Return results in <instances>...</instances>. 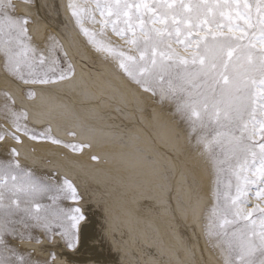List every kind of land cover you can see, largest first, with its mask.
Segmentation results:
<instances>
[{
  "label": "rangeland",
  "instance_id": "rangeland-1",
  "mask_svg": "<svg viewBox=\"0 0 264 264\" xmlns=\"http://www.w3.org/2000/svg\"><path fill=\"white\" fill-rule=\"evenodd\" d=\"M56 2L61 22L49 18L39 31L32 33L30 27L34 18L27 9L36 10L38 1L5 0L6 4L13 5L9 9L11 16L29 21L25 25L27 31L19 36L17 43L28 50L30 59L17 70L11 64L6 67L5 58L0 53V166L5 170L4 186L0 187L4 207L0 209V214L12 212V219L19 221L14 225L15 234L4 237L5 245L11 250L5 251L4 256L11 264H108L110 261L109 264H226L228 244L235 238L233 234L239 236L248 231L253 227L252 220L257 221L255 228L259 231V210L253 211L264 209V199L256 194L264 188L258 171L259 126L250 139H247L248 132L252 130L250 116L244 120L248 132H242L243 125L234 129L237 137L244 135L249 145H255L251 150H240L230 137L217 135L223 130L217 125L214 110L205 114L201 109V118L197 119L190 112L178 110V105L187 99L185 93L177 92L174 98H162L158 86L154 85L156 95H153L135 83L119 67L121 58L115 53L123 52L137 59L140 53L114 34L111 24L104 28L102 34L99 24L89 23L86 19L77 25L68 4L72 2L81 8L95 10V0ZM99 2L104 4L108 0ZM134 2L141 3V0ZM144 2L151 6L163 3V0ZM199 2L184 0L186 5L193 6ZM207 2L214 4L216 0ZM229 2L232 3V0ZM259 4L260 0L232 3L231 9H223L224 17L216 13L217 22L224 27L218 29L215 25H203V31L197 28L192 33L208 41H234V57L239 56L240 63L244 65L252 60L251 74L255 84L250 87L249 113L254 111L257 120L264 119V101L260 98L262 77L259 72L260 63L264 61L260 55L264 53V43L259 40V29L262 27L258 23ZM249 10L255 27L245 25L236 17L237 11L247 13ZM158 11L168 12V23L171 25V10L165 7ZM229 12L232 13L231 25L242 26L240 29L233 28L231 33L227 19ZM93 14L96 20L101 19L99 11H93ZM141 14L148 28L164 27L147 21V16L152 13ZM211 16L212 13H209ZM110 19L119 26L118 30L127 29V17L118 19L112 16ZM134 23L139 25V21ZM81 28L96 33L95 42H90ZM127 36L134 38L133 32H128ZM135 37L143 43L144 37L138 26ZM169 43L180 57L189 61L187 65H180L181 69L194 71L200 67L199 60L195 64L191 62L194 54L200 55L194 42L190 47L180 45L175 43L173 35L163 47ZM33 55L34 61L31 60ZM224 57L228 59L227 50ZM21 76L37 82L25 83ZM75 79L90 85H78L76 88L77 85L73 84ZM82 91L90 92L82 95ZM80 93L86 99L83 102L77 100L79 96L83 98ZM47 112L52 113L53 119ZM53 113L56 116L60 113L58 117L62 119L57 121L56 117L55 120ZM190 150L197 153L194 154L198 155L199 158L194 157L197 160L191 158L193 153ZM195 163L197 167H193ZM82 166L85 168H80ZM114 173L117 175L114 176ZM201 175L205 178L202 179ZM107 179L111 182L108 183ZM65 181L75 190V198ZM103 187L106 193L102 191ZM234 200L236 206L227 216L233 222L221 228L224 210L230 208ZM237 210L243 215L238 216ZM248 212L252 215L244 219ZM104 215L107 216L103 218ZM225 232L227 235H224ZM90 233L93 235L90 236ZM88 238H94L93 243L99 238L93 245L94 250H89L83 242ZM97 244L100 246L97 247ZM78 254L79 257L75 258L74 255ZM80 254H84L83 257Z\"/></svg>",
  "mask_w": 264,
  "mask_h": 264
},
{
  "label": "snow or ice",
  "instance_id": "snow-or-ice-1",
  "mask_svg": "<svg viewBox=\"0 0 264 264\" xmlns=\"http://www.w3.org/2000/svg\"><path fill=\"white\" fill-rule=\"evenodd\" d=\"M232 3L239 4V0H232ZM232 3L229 0H216V2L208 3L207 0H200L199 3L186 5L184 0H163V3H153L151 6L141 0V3H132L129 0H108L107 3L101 4L99 0H95V10L81 8L79 5L70 2L68 8L71 14L76 18L77 25H80L82 19H86L89 23L99 24L100 33L106 26L111 24V30L114 34L124 39L127 44L135 47V50L140 53L139 59L135 56H126L123 52L115 53L121 58L119 67L145 91H151L156 95V88H160L162 98H174L177 92L185 93L187 99L178 105V110L190 112L192 117L201 118V109L205 114L211 110L215 111L217 125L223 131L218 132L219 136H228L235 146L240 150H251L255 145H249L247 139H250L256 134L257 125L260 129L261 141L259 144L260 153V168L258 169L261 179L260 184L264 185V119L257 120L255 112L249 113L250 107V87L255 84V79L251 74L252 60L249 59L248 65L240 63V57L233 55L234 41L231 40H213L208 41L205 38L193 36V30L199 28L203 31V25H215L218 29L224 27L218 23L216 13L219 12L221 17L225 16L223 9L232 8ZM167 8L171 10V25L168 23V12H159L158 9ZM13 8L10 3H5V0H0V53L5 58V65H13L17 70L21 64H27L29 57L27 49L23 45H18L17 41L20 35H23L27 29L25 25L29 22L26 18H14L9 14V9ZM135 8L133 12L132 9ZM93 11H99L101 19L96 20ZM258 11L260 19L258 23L262 26L259 29V40L264 43V0H260ZM147 16V21L164 25L163 28H148L147 22L141 13ZM187 13V15H185ZM209 13L212 16L209 17ZM194 14V15H193ZM116 16L118 19L121 16L127 17V29L118 30L119 26L111 21V17ZM203 17V19H202ZM236 17L243 20L245 25L255 27L251 23L250 10L247 13L236 12ZM227 19L229 21V32H233V28L240 29V24L231 25L232 13L229 12ZM134 21H139V25ZM139 27L143 34L144 41L141 43L139 38L135 37V29ZM81 32L89 37L90 42H95L96 33H90L85 28L80 29ZM211 31V29H209ZM128 32H133L132 39L127 36ZM165 32L167 35H165ZM175 36V43L180 45L191 46L193 42L197 47L199 56L193 55L191 62L195 64L199 60L200 67L194 71L181 69L180 65H187L189 61L180 57L171 47L169 43L167 47H163L166 40H172ZM215 35V34H214ZM183 37V39H181ZM23 48V51L21 49ZM115 51L114 49H107ZM227 50L225 59L224 53ZM264 57V53H260ZM35 60V56L31 57ZM166 61H171L166 63ZM41 63L43 59L41 58ZM260 80L261 93L260 98L264 101V61L260 63ZM21 79H24L21 76ZM159 81V84H157ZM25 83L37 82L36 80L24 79ZM47 82V81H39ZM165 85L167 87L165 88ZM183 99V98H182ZM251 117L252 130L248 132V125L244 123L245 117ZM243 125L242 132H248L247 139L244 135L237 137L234 129L240 128ZM19 130V129H18ZM57 142L58 141H54ZM207 146V145H206ZM75 148V146H73ZM255 155V153H253ZM95 159V157H93ZM5 170L0 166V187L4 186ZM15 180V177H12ZM68 184L75 198V190L71 184ZM257 197L264 199V188L257 191ZM243 203V201H240ZM236 206L234 200L232 206L224 210V219L220 227L232 223V220L227 219L231 213L232 207ZM2 196H0V209H3ZM39 207V206H37ZM259 210V231L256 230V220L250 223L252 228L246 232H242L239 236L234 233V240L228 244V255L226 264H264V209ZM78 211V210H77ZM31 214V213H29ZM12 212L0 214V264H11V261L4 256L5 251H11L5 245L4 237L6 235H14L16 229L14 225L19 221L12 219ZM237 215H243L240 210H237ZM252 215L248 212L243 216L248 219ZM39 219V217H36ZM82 217H74L81 219ZM216 235H220L216 233ZM224 235H227L225 232ZM69 241V247H71Z\"/></svg>",
  "mask_w": 264,
  "mask_h": 264
},
{
  "label": "bare ground",
  "instance_id": "bare-ground-1",
  "mask_svg": "<svg viewBox=\"0 0 264 264\" xmlns=\"http://www.w3.org/2000/svg\"><path fill=\"white\" fill-rule=\"evenodd\" d=\"M36 1H38V6L36 7V10H37V11L34 10L33 8H30V9L28 8V9H27L28 12H29V14H30V16L32 15V17L34 18V23H33V24L31 25V27H30V31H31L32 33H35L36 31H39V29L42 28V27L44 26V23H45V22L48 23L49 18H51L54 22H56V21H60V20H59V18H60V14L58 13L57 8H56V3H57L56 0H54V1H52V0H36ZM67 2H68V1H67ZM31 7H32V6H31ZM37 12L39 13V16H40V17L37 16V15H38ZM61 17H62V16H61ZM61 19H62V18H61ZM60 22H61V21H60ZM55 24H56V23H55ZM66 31H67V30H66ZM63 32H65V31H64V28H63ZM37 36H38V35H37ZM79 77H80V76H79ZM82 78H83V77H82ZM88 78H89V77H88ZM92 78H93V77H92ZM84 79H85V78H84ZM86 79H87V78H86ZM3 80H4V79H3ZM81 80H82V79H81ZM86 81H87V80H86ZM89 81H90V80H89ZM89 81H88V82H89ZM7 82H8V81H7ZM11 82H12V81H11ZM79 82H80V81L77 80V79H75V80L73 81V84L75 83V85H77L76 88H78V85H80V86L87 85L86 82H84L85 84H83L82 81L80 82L81 84H80ZM70 83H71V82H70ZM101 83H102V82H101ZM88 85H90V84H88ZM88 85H87V86H88ZM104 85H105V84H104ZM119 85H120V84H119ZM73 86H74V85H73ZM80 86H79V87H80ZM106 86H107V85H106ZM113 86H114V85H113ZM71 87H72V86H71ZM109 87H110V86H109ZM121 87H122V86H121ZM17 88H18V87H17ZM39 88H40V87H39ZM85 88H86V87H85ZM42 89H43V88H42ZM71 89H72V88H71ZM111 89H112V88H111ZM111 89H109V90H111ZM122 89H123V88H122ZM83 90H84V88H83ZM94 90H95V89H94ZM94 90H93V91H94ZM16 91H17V90H16ZM35 91H36V90H35ZM72 91H73V90H72ZM75 91H76V90H75ZM84 91H85V90H84ZM88 92H90V91H88ZM88 92L83 93V91H82L81 93H83L82 95H84V94H87ZM45 93H46V92H45ZM45 93H44V94H45ZM48 93H49V92H48ZM81 93H80V95H81ZM91 93H92V92H91ZM102 93H103V92H102ZM47 95H48V94H47ZM82 95H81V96H82ZM88 95H90V94H88ZM48 96H49V95H48ZM85 96H87V95H85ZM49 97H50V96H49ZM76 97H77V96H76ZM79 97H80V96H79ZM79 97H78V99H77L78 101H82V102H83L84 100H86V99L84 98V96H82L84 99H83V98L81 99V98H79ZM53 98H54V97H53ZM55 98H56V97H55ZM41 99H42V98H41ZM57 99H58V98H56V100H57ZM56 100H54V101H56ZM95 100H96V99H95ZM95 100H94V101H95ZM49 101H50V100H49ZM58 101H59V100H58ZM58 101H57L56 103H58ZM92 101H93V100H92ZM88 102H89V101H88ZM39 103H40V102H39ZM39 103H38V104H39ZM40 105H41V104H40ZM49 105H50V104H49ZM61 105H62V104H61ZM36 106H37V105H36ZM41 106H42V105H41ZM69 106H70V105H69ZM76 106H77V105H76ZM58 107H60V106L58 105ZM83 107H84V106H83ZM151 107H152V106H151ZM151 107H150V108H151ZM39 108H40V106H39ZM43 108H46V107H43ZM53 108H56V107H53ZM63 108H64V107H63ZM67 108H68V107H67ZM71 108H72V106H71ZM80 108H81V107H80ZM150 108H149V109H150ZM75 109H76V108H75ZM37 110H38V109H37ZM41 110H42V109H41ZM44 110H45V109H43V111H44ZM49 110H51V109H49ZM49 110H48V111H49ZM53 110L55 111L56 109H53ZM62 110H63V109H62ZM91 110H92V109H91ZM153 110H154V109H153ZM43 111H42V112H43ZM56 111L58 112V110H56ZM64 111H65V110H64ZM42 112H41V113H42ZM49 112H50V111H49ZM49 112H47V114H49V115L52 114V113H49ZM51 112H52V111H51ZM57 112H56V114H57ZM86 112L88 113V111H86ZM89 112H91V111H89ZM92 112H93V111H92ZM160 112H161V111H160ZM83 113H84V112H83ZM95 113H96V112H95ZM42 114H43V113H42ZM53 114H54V113H53ZM59 114H60V113H59ZM59 114H58V115H59ZM44 115H45V114H44ZM58 115H57V116H56L55 114L53 115V117L55 116V118H54L55 120H56V117L58 118L57 121H58L59 119H62V118L58 117ZM90 115H92V114L90 113ZM50 116H51V115H50ZM60 116H61V115H60ZM80 116H81V115H80ZM88 116H89V115H88ZM94 116H95V115H94ZM48 117H49V116H48ZM48 117H47V118H48ZM43 118H45V116H44ZM50 118H52V116H51ZM67 118H68V117H67ZM93 118H94V117H93ZM48 119H49V118H48ZM52 119H53V118H52ZM52 119H51V120H52ZM97 119H98V118H97ZM102 119H103V118H102ZM156 119H157V118H156ZM63 120H64V118H63ZM52 121H53V120H52ZM66 121H67V120H66ZM70 121H71V120H70ZM73 121H75V120H73ZM73 121H72V122H73ZM153 121H154V120H153ZM62 122H64V121H62ZM62 122H61V123H62ZM169 122H170V121H169ZM47 123H48V122H47ZM61 123H59V124H61ZM69 123H70V122H69ZM69 123H68V125H69ZM96 123H97V122H96ZM37 124H38V123H37ZM63 125H64V124H63ZM78 125H79V124H78ZM108 125H109V124H108ZM56 126H57V125H56ZM59 126H60V125H59ZM65 126H67V125H65ZM65 126H64V127H65ZM61 127H62V126H61ZM69 128H70V127H69ZM165 128H166V127H165ZM62 129H64V128H62ZM169 129H170V128H169ZM66 130H67V129H66ZM78 130H79V129H78ZM160 132H161V131H160ZM166 132H168V131H166ZM169 133H170V132H169ZM173 133H174V132H173ZM97 134H98V133H97ZM168 135H169V134H168ZM102 136H104V135H102ZM108 136H109V135H108ZM93 137H94V136H93ZM96 138H97V137L95 136V139H96ZM100 138H101V137H100ZM100 138H98V139H100ZM92 139H94V138H92ZM179 140H180V139H179ZM80 141H81V140H80ZM105 143H106V142H105ZM105 143H104V144H105ZM174 143H175V142H174ZM182 143H183V142H182ZM106 144H107V143H106ZM172 144H173V143H172ZM41 146H42V145H41ZM186 146H187V144H186ZM102 148H103V147H102ZM97 149H98V148H97ZM97 149H95V150H97ZM104 149H105V148H104ZM104 149H103L102 151H104ZM109 149H110V148H109ZM192 149H193V148H192ZM88 150H89V149H88ZM93 150H94V149H93ZM95 150H94V151H95ZM106 150H107V149H106ZM91 151H92V150H91ZM102 151H100V153H101ZM68 152H69V151H68ZM97 152L99 153V151H97ZM104 152H105V151H104ZM106 152H107V151H106ZM189 152H191V150H190ZM191 153H193V152H191ZM51 154H52V153H51ZM89 154H90V153H89ZM113 154H114V153H113ZM194 154H195V152L193 153V155H194ZM196 154H197V153H196ZM196 154H195V155H196ZM100 155H101V154H100ZM102 155H103V152H102ZM191 155H192V154H191ZM193 155H192V157H191V156H190V157H191V158H194V157L196 158V157H198V155H197V156H195V155L193 156ZM50 157H51V156H50ZM68 157H69V156H68ZM71 157H72V156H71ZM185 157H186V156H185ZM185 157H184V158H185ZM188 157H189V156H188ZM54 158H55V157H54ZM177 158H178V157H177ZM179 158H180V156H179ZM179 158H178V159H179ZM195 158H194V159H195ZM198 158H199V157H198ZM188 159H189V158H188ZM188 159H187V160H188ZM81 160H83V159H81ZM102 160H103V159H102ZM180 160H181V159H180ZM192 160H193V159H190L191 162H192ZM195 160H197V159H195ZM59 161H60V160H59ZM61 161H62V160H61ZM83 161H84V160H83ZM198 161H200V160H198ZM198 161H197V162H198ZM74 162H75V161H74ZM195 162H196V161H195ZM197 162H196V163H197ZM200 162H201V161H200ZM82 163H83V162H82ZM181 163H182V161H181ZM192 163H194V161H193ZM196 163H195V165L193 164L194 166H193L192 164H191V165H192L193 167H195V166L197 167L198 164H196ZM75 164H76V163H75ZM93 164H94V163H93ZM188 164H189V163H188ZM77 165H78V164H77ZM86 165H87V164H86ZM189 165H190V164H189ZM199 165H200V163H199ZM83 166H84V165H83ZM83 166L80 167V168H83ZM88 166H89V165H88ZM97 166H98V165H97ZM102 166H103V165H102ZM110 166H111V165H110ZM90 167H91V165H90ZM103 167H104V166H103ZM105 167H106V166H105ZM113 167H114V166H112V168H113ZM189 167H190V166H189ZM84 168H85V167H84ZM84 168H83V169H84ZM98 168H100V167H98ZM98 168H97V169H98ZM109 168H110V167H109ZM112 168H111V169H112ZM76 169H77V168H76ZM83 169H81V170H83ZM87 169H89V168H87ZM100 169H101V168H100ZM100 169H99V170H100ZM103 169H104V168H103ZM140 169H141V168H140ZM78 171H79V169H78ZM87 171H88V170H87ZM110 171H111V170H110ZM114 171H115V170H114ZM143 171H144V170H143ZM71 172H72V171H71ZM90 172H91V171H90ZM96 172H97V171H96ZM103 172H104V171H103ZM107 172H109V171L107 170ZM112 172H113V171H112ZM117 172H118V171H117ZM138 172H139V171H138ZM196 172H197V171H196ZM196 172H195V174H196ZM75 173H76V172H75ZM94 173H95V172H94ZM119 173H120V172H119ZM199 173H200V172H199ZM199 173H197V175H198ZM76 174H78V172H77ZM80 174H82V173L80 172ZM87 174H88V173H87ZM121 174H123V173H121ZM195 174H194V176H195ZM72 175H73V174H72ZM92 175H93V173H92ZM103 175L106 176L107 174H103ZM109 175H111L110 172H109ZM116 175H117V174H116ZM116 175H115V173H114V176H116ZM152 175H153V174H152ZM197 175H196V176H197ZM78 176H79V175H78ZM83 176H84V175H83ZM86 176H87V175H86ZM90 176H91V174H90ZM90 176H89V177H90ZM95 176H96V175H95ZM101 176H102V175H101ZM107 176H108V175H107ZM122 176H125V175H122ZM69 177H70V176H69ZM71 177H73V176H71ZM89 177H88V178H89ZM99 177H100V176H99ZM198 177H200V175H199ZM198 177H196V178H198ZM201 177H202V179L205 178V177L202 176V175H201ZM203 177H204V178H203ZM85 178H87V177H85ZM93 178H94V177H93ZM93 178H92V179H93ZM109 178H110V177H109ZM92 179H91V180H92ZM96 179H97V178H96ZM105 179H106V178H105ZM97 180H98V179H97ZM97 180H96V182H97ZM102 180H103V179H102ZM93 181H94V180H93ZM103 181H104V180H103ZM119 181L121 182V179H120ZM199 181H201L200 178H199ZM204 181H205V180H204ZM204 181H203V183H204ZM94 182H95V181H94ZM107 182H108V179H107ZM107 182H105V183H107ZM109 182H111V180H110ZM109 182H108V183H109ZM102 183H103V182H102ZM118 183H119V182H118ZM123 183H124V182H123ZM142 184H143V183H142ZM151 184H152V183H151ZM201 184H202V183H201ZM103 185H104V184H103ZM103 185H101V187H102ZM108 185H109V184H108ZM97 186H98V185H97ZM110 186H111V183H110ZM113 186H114V184H113ZM84 187H85V186H84ZM90 187H91V186H90ZM98 187H99V186H98ZM103 188H104V190H103ZM103 188H102V191H105V193H106L105 187H103ZM106 188H107V187H106ZM124 188H125V186H124ZM124 188H122V189H124ZM111 189H112V188H111ZM111 189H110V190H111ZM120 189H121V188H120ZM152 189H154V188L152 187ZM124 190H125V189H124ZM137 190H138V189H137ZM99 191H100V190H99ZM107 191H108V190H107ZM113 191H114V190H113ZM119 191H120V190H119ZM127 191H129V190H127ZM125 192H126V191H125ZM145 192H146V191H145ZM102 193H103V192H102ZM116 193H117V192H116ZM109 194H110V193H109ZM109 194H108V197H109ZM134 195H135V194H134ZM136 195H137V192H136ZM112 196H113V195H112ZM115 196H116V195H115ZM115 196H114V197H115ZM120 196H121V195H120ZM130 196H131V195H130ZM100 197H101V196H100ZM110 197H111V196H110ZM150 197H151V196H150ZM115 199H116V198H115ZM146 199H147V198H146ZM108 200H109V198H108ZM110 200H111V199H110ZM112 200H113V199H112ZM104 201H105V200H104ZM115 202H116V201H115ZM125 202H126V201H125ZM138 202H139V201H138ZM138 202L135 203V205L138 204ZM147 202H148V201H147ZM111 203H112V202H111ZM127 203H128V202H127ZM151 203H152V202H151ZM151 203H150V204H151ZM167 203H168V201H167ZM119 205H120V204H119ZM130 205H131V204H130ZM130 205H129V206H130ZM145 205H146V204H145ZM157 205H158V204H157ZM110 206H111V205H110ZM110 206H109V207H110ZM104 207H105V206H104ZM112 207H113V205H112ZM99 208H100V207H99ZM110 209H111V208H110ZM115 209H116V208H114V210H115ZM142 210H144V209H142ZM131 211H132V210H131ZM103 212H104V211H103ZM109 212H110V211H109ZM146 212H147V211H146ZM147 213H148V212H147ZM105 214H106V213H105ZM108 214H109V213H108ZM114 214H115V213H114ZM114 214H112V215H114ZM152 214H153V212H152ZM160 215H161V214H160ZM106 216H107V215H104L103 218H105ZM131 216H132V215H131ZM146 216H147V214H146ZM167 216H168V215H167ZM116 217H117V216H116ZM120 217H121V216H120ZM112 218H115V217L113 216ZM123 218H124V217H123ZM133 218H134V217H133ZM172 218H173V217H172ZM107 219H108V218H107ZM137 219H138V218H137ZM148 219H149V217H148ZM110 220H111V219H110ZM103 221H104V219H103ZM105 221H109V220H105ZM135 221H136V220H135ZM139 221H140V220H139ZM144 221H145V220H144ZM151 221H152V220H151ZM110 222H111V221H110ZM107 223H108V222H107ZM114 223H116V222H114ZM148 223H149V222H148ZM148 223H146V224H148ZM155 223H156V222H155ZM110 224L113 225V223H110ZM133 224H134V223H133ZM138 224H139V223H138ZM84 225H85V223H84ZM105 225H106V224H105ZM107 225H109V224H107ZM114 225H116V224H114ZM124 225H125V224H124ZM148 225H149V224H148ZM172 225H173V224H172ZM103 226H104V225H103ZM132 226H133V225H131V227H132ZM158 226H159V225H158ZM82 227H83V226H82ZM110 227H111V226H110ZM115 227H116V226H115ZM119 227H120V226H119ZM151 227H152V226H151ZM162 227H163V226H162ZM180 227H181V226H180ZM81 229H82V228H81ZM106 229H107V228H106ZM122 229H123V228H122ZM126 229H127V228H126ZM126 229H125V231H126ZM163 229H164V228H163ZM148 231H149V230H148ZM154 231H155V230H154ZM176 231H177V230H176ZM89 232L92 233L93 230H89ZM122 232H123V231H122ZM181 232H182V231H181ZM91 233H90V236L93 235V234H91ZM104 233H105V232H104ZM104 233H102V234H104ZM109 233H110V232H109ZM127 233H128V232H127ZM159 233H160V232H159ZM85 234H86V233H85ZM122 234H123V233H122ZM125 234H126V233H125ZM174 234H175V233H174ZM181 234H182V233H181ZM83 235H84V234H83ZM87 235H88V234H86V236H87ZM100 235H101V234H100ZM100 235H99V236H100ZM119 235H120V234H119ZM144 235H145V234H144ZM185 235H186V234H185ZM94 236H96V235H94ZM130 236H131V235H130ZM147 236H148V235H147ZM159 236H160V235H159ZM177 236H178V234H177ZM179 236H180V235H179ZM183 236H184V235H183ZM183 236H181V237L183 238ZM84 237H85V236H84ZM97 237H98V235H97ZM97 237H96V238H97ZM96 238H95V239H96ZM100 238H101V237H100ZM122 238H123V237H122ZM133 238H134V237H133ZM184 238H185V237H184ZM84 239H85V238H84ZM93 239H94V238H93ZM93 239H92V238H90V239L88 238L86 242L83 241L85 244H87V245L89 246V247H88L89 250H91V249L94 250V246H95L94 244L96 243V241H97L99 238L95 241V243H93V242H94ZM104 239H105V238H104ZM81 240H82V239H81ZM176 240H177V239H176ZM179 241H181V240H179ZM183 242H184V241H183ZM186 242H187V241H186ZM197 242H198V241H197ZM102 243H103V242H102ZM194 243H195V242H194ZM108 244H109V243H108ZM129 244H130L131 247H132V243H129ZM137 244H138V243H137ZM93 245H94V246H93ZM97 245H98V244H97ZM116 245H117V244H116ZM152 245H153V244H152ZM175 245H176V244H175ZM99 246H100V245H98L97 247H99ZM164 246H165V245H164ZM103 247H104V246H103ZM101 248H102V247H101ZM105 248H107V247L105 246ZM110 248H111V247H110ZM134 248H135V246H134ZM145 248H146V247H145ZM179 248H180V247H179ZM96 249H97V248H96ZM129 249H130V248H129ZM131 249H132V248H131ZM172 249H173V248H172ZM106 250H107V249H105L104 252L107 253ZM153 251H154V250H153ZM174 251H175V250H174ZM71 252H72V251H71ZM95 252H96V251H95ZM131 252H132V251H131ZM181 252H182V251H181ZM73 253H75V252H73ZM73 253H72V254H73ZM77 253H78V251H77ZM81 253H82V252H81ZM93 253H94V252H93ZM106 253H105V254H106ZM109 253H110V252H109ZM123 253H124V252H123ZM137 253H138V252H137ZM155 253H156V252H155ZM170 253H171V252H170ZM185 253H186V252H185ZM90 254H91V253H90ZM135 254H136V253H135ZM80 255H81V254H80ZM83 255H84V254H83ZM83 255H81V256L83 257ZM91 255H92V254H91ZM93 255H94V254H93ZM102 255H103V254H102ZM118 255H119V254H118ZM195 255H196V254H195ZM59 256H60V255H59ZM65 256H66V255H65ZM71 256L73 257V255H71ZM71 256H70V257H71ZM81 256H80V257H81ZM86 256H87V255H86ZM99 256H100V255H99ZM120 256H121V255H120ZM191 256H193V255H191ZM62 257H63V256H62ZM62 257H61V258H62ZM66 257H67V256H66ZM72 257H71V258H72ZM74 257H75V258H76V257H79V254H78V256L74 255ZM82 257H81V258H82ZM89 257H90V256H89ZM89 257H88V258H89ZM91 257H92V256H91ZM91 257H90V258H91ZM109 257H110V256H109ZM118 257H119V256H118ZM170 257H171V256H170ZM170 257H169V258H170ZM64 258H65V257H64ZM67 258H68V257H67ZM99 258H101V257H99ZM111 258H113V257H111ZM120 258H121V257H120ZM182 258H183V257H182ZM86 259H87V258H86ZM79 260H80V258H79ZM79 260H78V261H79ZM88 260H89V259H88ZM107 260H108V259H107ZM167 260H168V258H167ZM58 261H59V260H58ZM62 261H63V260H61V262H62ZM93 261H94V260H93ZM93 261H90V262H93ZM59 262H60V261H59ZM68 262L70 263V261H68ZM81 262H82V261H81ZM85 262H86V261H85ZM110 262H111V261H110ZM110 262H109V263H110ZM124 262H125V260H124ZM124 262H123V263H124ZM189 262H190V261H189ZM65 263H66V262H65ZM106 263H107V262H106ZM109 263H108V264H109ZM78 264H79V263H78ZM91 264H92V263H91ZM176 264H177V263H176Z\"/></svg>",
  "mask_w": 264,
  "mask_h": 264
}]
</instances>
